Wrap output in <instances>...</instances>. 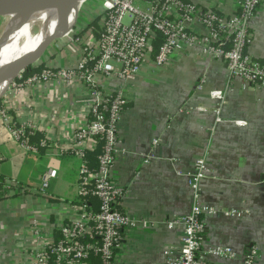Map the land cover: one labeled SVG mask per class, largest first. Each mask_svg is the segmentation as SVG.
<instances>
[{"label": "crops", "instance_id": "0c3cea01", "mask_svg": "<svg viewBox=\"0 0 264 264\" xmlns=\"http://www.w3.org/2000/svg\"><path fill=\"white\" fill-rule=\"evenodd\" d=\"M198 1L226 15L234 9L233 0ZM250 33L248 53L264 65V3ZM80 58L79 44L67 36L58 39L36 64V73L53 76L34 83L16 79L0 100V175L10 193L0 200V264H33L38 247L78 206L73 201L82 160L70 149L88 122L90 99L77 76L59 73ZM104 80L127 99L112 178L126 191L123 211L150 225L125 236L118 260L166 264L165 251L179 246L184 232L183 225L170 229L167 223L190 213L187 177L194 161L206 155L210 172L202 184V202L249 214L205 216L203 247L226 245L237 252L232 260L211 259L214 264H243L247 251L256 247V264H264V89H244L241 80L229 78L224 61L190 50L176 52L160 68L149 63L128 80L114 75ZM214 90L223 93V100L210 98ZM22 128L31 133L38 152L26 151L14 138L13 130ZM95 147L96 141L85 144L87 151ZM148 157L152 159L145 163ZM50 170L56 175L43 192ZM38 228L42 239L35 234Z\"/></svg>", "mask_w": 264, "mask_h": 264}, {"label": "built area", "instance_id": "2783aa9c", "mask_svg": "<svg viewBox=\"0 0 264 264\" xmlns=\"http://www.w3.org/2000/svg\"><path fill=\"white\" fill-rule=\"evenodd\" d=\"M233 1L234 9L229 15L198 0L79 1L78 13L72 19L74 26L66 36L80 45L81 58L73 68L62 69L59 74L77 76L89 95V119L86 126L77 131L70 152L82 160L78 195L82 198L93 195L100 206L98 211H93L92 204L86 199L71 209V214L57 227L55 234L35 251L33 264H93L89 261L92 257H98L100 264H124L118 259L125 236L150 227L148 221L139 222L123 211L126 191L112 178L115 153L120 145L119 124L127 99L121 89L110 87L104 79L114 75L119 80H128L138 76L149 63L160 68L169 64L176 52L190 50L224 61L229 78L241 80L244 89L250 85L264 89V65L248 53L252 42L250 27L264 0ZM85 7H91L93 15L88 24L78 30L79 13ZM159 38L161 44L157 49ZM52 76L50 71H42L26 78L24 71L16 79L34 83ZM204 82L205 78L200 89ZM209 95L214 101L224 98L217 90ZM215 113L217 122H221V109H215ZM13 133L26 151L38 152L39 148L30 143V132L22 128ZM98 137L104 139L105 147L99 157L98 169L91 171L85 160V144ZM150 159L152 157L145 159V163ZM209 172L206 155L194 161V171L187 177L192 208L189 214L176 216L167 223L170 229L183 225L184 232L181 244L165 251L166 264H214L211 259L237 257L231 246L203 247L205 216L218 212L226 217L249 214V211L238 209H216L202 202V184ZM55 175L54 170L45 174L43 192L48 180ZM35 234L42 239L41 228L36 229ZM258 257V248L252 247L243 264H256Z\"/></svg>", "mask_w": 264, "mask_h": 264}, {"label": "bare ground", "instance_id": "6f19581e", "mask_svg": "<svg viewBox=\"0 0 264 264\" xmlns=\"http://www.w3.org/2000/svg\"><path fill=\"white\" fill-rule=\"evenodd\" d=\"M78 8L73 7L69 12L70 18L76 17ZM14 20L9 26L0 45V79H4L13 69L25 62L34 51L48 39L58 28L62 17L63 8L56 5L37 13H13ZM40 24L38 33L32 30ZM25 39L24 45L19 46V41ZM9 83L7 79L0 82V96L5 92Z\"/></svg>", "mask_w": 264, "mask_h": 264}, {"label": "water", "instance_id": "95a60500", "mask_svg": "<svg viewBox=\"0 0 264 264\" xmlns=\"http://www.w3.org/2000/svg\"><path fill=\"white\" fill-rule=\"evenodd\" d=\"M80 0H0V15L13 13H37L59 5L63 8V17L57 30L46 39L25 62L13 69L4 79H7L9 85L5 92L0 96V100L10 85L16 80L17 76L36 64L42 59L46 50L58 39L66 36L71 31L73 18L69 16V12L73 7L78 8ZM4 79H0L2 82Z\"/></svg>", "mask_w": 264, "mask_h": 264}, {"label": "trees", "instance_id": "16d2710c", "mask_svg": "<svg viewBox=\"0 0 264 264\" xmlns=\"http://www.w3.org/2000/svg\"><path fill=\"white\" fill-rule=\"evenodd\" d=\"M160 44H161V38H159L156 41V48L157 49L160 46ZM39 71H40L39 66H31L27 70H25V77L27 78V77L31 76L33 73H36ZM124 106H123V111H124ZM30 138H31V136L29 137V140H30ZM30 143L32 144V141H30ZM104 147H105L104 139L101 137H98L96 139V147L93 150L86 152L85 160H86V163H87V165L91 171H95L98 169L99 157L102 154ZM9 196H10V193L6 188L5 178L2 175H0V200L6 199ZM86 199L92 204V210L93 211L99 210V206H100L99 200L97 197H95L93 195H88L84 198L80 197V195H77V197L75 198V201H73V202L76 203L77 205H81L83 203V201ZM56 237H57V239L60 238L58 234ZM117 250L118 249L115 250V253H117ZM89 261H90V263H93V264H100L98 257H92V258H90ZM51 264H54V262H51Z\"/></svg>", "mask_w": 264, "mask_h": 264}, {"label": "rangeland", "instance_id": "374dc122", "mask_svg": "<svg viewBox=\"0 0 264 264\" xmlns=\"http://www.w3.org/2000/svg\"><path fill=\"white\" fill-rule=\"evenodd\" d=\"M91 7H85L82 11L79 13L78 23H77V29H81L84 24H88L90 21V18L93 15V12L90 11ZM14 20L13 14H1L0 15V45L4 42L3 37L5 33L7 32L9 26L11 25L12 21ZM128 21V20H126ZM40 24H36L32 30L33 34L38 33ZM2 42V43H1ZM25 42V39H21L19 41V46H23ZM75 162V161H74ZM75 165V164H73Z\"/></svg>", "mask_w": 264, "mask_h": 264}]
</instances>
